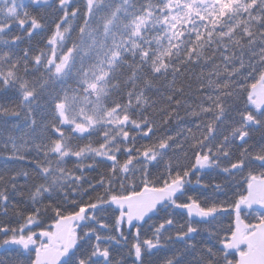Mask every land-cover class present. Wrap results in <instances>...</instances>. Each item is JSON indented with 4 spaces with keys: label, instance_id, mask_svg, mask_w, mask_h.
Wrapping results in <instances>:
<instances>
[{
    "label": "snow or ice",
    "instance_id": "obj_1",
    "mask_svg": "<svg viewBox=\"0 0 264 264\" xmlns=\"http://www.w3.org/2000/svg\"><path fill=\"white\" fill-rule=\"evenodd\" d=\"M6 117L7 264H264V0H0Z\"/></svg>",
    "mask_w": 264,
    "mask_h": 264
},
{
    "label": "trees",
    "instance_id": "obj_2",
    "mask_svg": "<svg viewBox=\"0 0 264 264\" xmlns=\"http://www.w3.org/2000/svg\"><path fill=\"white\" fill-rule=\"evenodd\" d=\"M46 40V37L41 38L40 36L35 37V39H33V41L31 42V46L34 50L38 51L41 47H43L44 42ZM29 45L27 43L23 44L22 47H28ZM200 69L199 68H188L186 70V72L184 73V75L180 76L178 78L177 84L178 86H183L185 89V99H188L189 101L195 100L196 97L194 95L195 91H196V77L199 75ZM168 81H171V75H169L168 77ZM189 85H191V87H189ZM157 87L161 89V91H167V85L166 82L162 79L160 81L157 82ZM155 98V97H153ZM183 115V113H182ZM3 119H8L10 121L14 120L13 117H6ZM3 122L2 119H0V123ZM262 137H264V130H259L256 131L252 134V140L253 141H259ZM2 146V145H1ZM1 149H0V153H1ZM2 154H0V173H4L7 172L9 170H15L19 168V164L17 162L14 161H7V160H2L5 158V156H1ZM4 162V163H2ZM69 167H72L71 165H69ZM92 175H95V173H93ZM89 178H91V176H89ZM23 180V178L21 177V181ZM0 215H2V210H0ZM9 217H12V213L9 212L8 214ZM10 259H12L10 254H6V253H0V260L5 261V264H7V261H9Z\"/></svg>",
    "mask_w": 264,
    "mask_h": 264
},
{
    "label": "rangeland",
    "instance_id": "obj_3",
    "mask_svg": "<svg viewBox=\"0 0 264 264\" xmlns=\"http://www.w3.org/2000/svg\"><path fill=\"white\" fill-rule=\"evenodd\" d=\"M23 123V119L22 118H14V120L11 121V123H9L8 125H4L3 122L0 123V140H4L7 139L8 136H19V132L16 129V125L17 124H22ZM0 144V149H3V145ZM2 154L1 156H5L4 159L2 160H6V156L7 153L4 151H1ZM4 163V162H2Z\"/></svg>",
    "mask_w": 264,
    "mask_h": 264
},
{
    "label": "water",
    "instance_id": "obj_4",
    "mask_svg": "<svg viewBox=\"0 0 264 264\" xmlns=\"http://www.w3.org/2000/svg\"><path fill=\"white\" fill-rule=\"evenodd\" d=\"M2 251H0V253H1Z\"/></svg>",
    "mask_w": 264,
    "mask_h": 264
}]
</instances>
